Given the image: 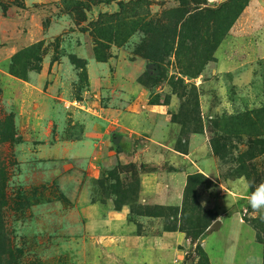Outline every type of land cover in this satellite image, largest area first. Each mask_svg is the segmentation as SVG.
Instances as JSON below:
<instances>
[{
  "label": "rangeland",
  "instance_id": "rangeland-1",
  "mask_svg": "<svg viewBox=\"0 0 264 264\" xmlns=\"http://www.w3.org/2000/svg\"><path fill=\"white\" fill-rule=\"evenodd\" d=\"M180 1L149 0L150 16ZM196 1L210 9L228 2L217 15L223 24L234 18L226 29L218 25L217 44L198 73L180 72L188 54L180 61L170 55L165 77L151 82L135 51L140 34L111 30L118 39L107 43L90 24L117 11L118 0L91 6L81 21L60 0H0V264H146L149 254L126 248L132 238L119 239L122 225L108 219L119 210L127 212V234L141 236L137 245L172 253L166 264H204L199 249L211 264L260 256L264 221L245 186L264 182V0ZM215 26L208 17L201 37ZM188 148L221 185L193 165L183 169L184 204L147 202L141 174L175 170L166 152ZM197 173L209 182H187ZM224 194L237 210L229 208L209 232ZM193 224L204 234H188ZM163 231H176L178 241H163Z\"/></svg>",
  "mask_w": 264,
  "mask_h": 264
},
{
  "label": "trees",
  "instance_id": "trees-1",
  "mask_svg": "<svg viewBox=\"0 0 264 264\" xmlns=\"http://www.w3.org/2000/svg\"><path fill=\"white\" fill-rule=\"evenodd\" d=\"M110 1L111 0H60V3L63 12L72 15L75 21H81L85 19V11L90 10L91 6L100 3H109ZM185 1L186 0H181L177 7L167 9L160 15L153 17L150 16L148 9L149 0H118L117 11L112 13H99L94 20L90 21V24L98 35V41L105 40L107 43L118 39L112 36L111 30L116 31L119 35H126L125 37L132 33L140 34V44L135 51L147 61L146 69L143 73V77L145 76L146 80L154 82L157 80L156 77H161L163 75L165 77V69L163 70L162 64L165 58L170 55H174L177 59L181 56L182 59V57L188 54L187 63L179 67H181L180 72L182 74L192 76L198 73L204 60L210 59L211 51L214 49L219 39V37L215 36L218 33V25H220L222 29H226L234 16L230 17L228 22L226 21L223 24L220 15H217V12L225 8L228 2H222L218 7L210 9L202 7L201 3L203 2L196 0H191L192 7H187L185 6ZM231 1L232 0H229V2ZM240 1L242 4L245 2V0ZM240 8L241 6H238V10ZM127 9L131 10L129 16H123V14L129 11ZM127 17L135 18L125 20ZM208 17H211V21H214V23L216 22L217 26L214 27V32L210 36L203 39L201 37V29L202 27L207 28ZM216 18L217 21L220 19V22H217ZM105 21H108V23L104 29L102 24H105ZM113 21L115 22V30L113 29ZM186 41H189V45L185 44ZM146 80L141 79L140 82L147 85L145 82ZM175 84H177L176 81L169 82L171 87H174ZM172 119L174 120L173 115ZM212 150L214 153H217L213 146ZM193 176L208 181L203 175L197 173L196 175H187V182H189ZM185 199L183 194V204ZM193 225L194 226H191L192 228L189 227V229H192L191 233L185 230L182 231L194 237L204 234V229L199 231V225ZM255 239L258 243L262 244L258 234H255ZM199 252L204 264H209L205 253L200 249ZM261 260L262 264H264V248L262 249Z\"/></svg>",
  "mask_w": 264,
  "mask_h": 264
},
{
  "label": "crops",
  "instance_id": "crops-1",
  "mask_svg": "<svg viewBox=\"0 0 264 264\" xmlns=\"http://www.w3.org/2000/svg\"><path fill=\"white\" fill-rule=\"evenodd\" d=\"M156 112H160V108H155ZM132 135V134H130ZM134 136V134H133ZM169 149V148H168ZM177 154H172L170 152H166L164 158H165V164L174 167L175 170H171V171H163V172H159V171H152L146 174H141V178L142 180L140 181V187L143 188L142 186H146V188L148 189V191H151V193L148 195V199L146 200L147 202H151L154 203L155 205H161V206H174L177 207L180 204V201L182 199L181 197V191H182V180L184 177V168H193L192 166L195 165L197 166V164L195 163V158H193L192 156V152L190 151V148H188V152L187 153H181V152H177L174 151ZM118 160H121V154H118L117 156ZM212 164H213V160ZM210 164L207 162V165ZM198 167V166H197ZM179 170V171H178ZM201 172L202 174H204L205 176H207L210 180H212L213 182L217 183V185H221L220 183H218V179L215 178L214 175V171L208 172L203 170L202 168L200 169L199 167L197 169L192 170V172ZM146 178V181L144 182V179ZM164 179V181H163ZM166 180V181H165ZM144 183L146 185H144ZM215 184L211 183V187H214ZM220 190V189H219ZM222 191V190H220ZM223 199L222 201V206L219 205V208H217V219L219 220V225L221 224V216L225 214V212L231 208L234 207L233 206V196L228 195V194H224V196L221 198ZM205 208L208 209H212V205L207 203L206 205H204ZM213 210V209H212ZM237 210V209H236ZM214 211V210H213ZM126 211L125 210H119V211H115V214H111L108 216V219L110 221H113L116 225L119 224L122 225L121 226V234L118 236L119 239H121L122 241L124 240V238L126 236H130L131 242L128 243V245L126 246V248H133V249H137L140 250L141 252L145 251L146 253L149 254L148 260L146 259V264H166L168 261H171V257H172V253H166L165 251L162 250V252L160 251V249H157L155 247H149V249H145V246L143 245H137L140 244L141 242V236L140 235H129L127 234V232L131 231L130 230V226L129 224L127 225L124 220L126 218ZM238 221L244 223L241 219L240 216L238 217ZM247 225V224H246ZM249 226V225H248ZM210 232V231H209ZM207 232V233H209ZM206 233V234H207ZM205 234V235H206ZM254 236V234H253ZM205 237V236H204ZM202 238V247L204 250V242ZM160 239H163V241H170L174 240L178 241V236H177V232L176 231H163L161 232V234L159 235ZM254 240H255V236H254ZM257 242V241H256ZM184 243V240H182L180 242V244L182 245ZM258 243V242H257ZM130 244V245H129ZM260 244V243H258ZM169 246V244H168ZM260 246L262 247V245L260 244ZM145 249V250H144ZM153 252H152V250ZM151 250V251H149ZM118 251V249H117ZM262 252V250H261ZM162 253V254H161ZM206 254V253H205ZM207 257V261L209 264H211V262L209 261V258L206 254ZM177 260L176 257H174L172 259L173 262H175ZM242 264H262V260H261V254L260 256H252V255H246L244 257V261Z\"/></svg>",
  "mask_w": 264,
  "mask_h": 264
},
{
  "label": "clouds",
  "instance_id": "clouds-1",
  "mask_svg": "<svg viewBox=\"0 0 264 264\" xmlns=\"http://www.w3.org/2000/svg\"><path fill=\"white\" fill-rule=\"evenodd\" d=\"M253 188L248 197L250 207L259 213V218L264 221V182L253 187V183H247L245 189Z\"/></svg>",
  "mask_w": 264,
  "mask_h": 264
},
{
  "label": "water",
  "instance_id": "water-1",
  "mask_svg": "<svg viewBox=\"0 0 264 264\" xmlns=\"http://www.w3.org/2000/svg\"><path fill=\"white\" fill-rule=\"evenodd\" d=\"M219 225V220L218 219H214L211 224L208 227V231H212L213 229H216Z\"/></svg>",
  "mask_w": 264,
  "mask_h": 264
}]
</instances>
